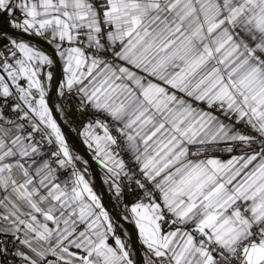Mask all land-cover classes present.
<instances>
[{
  "label": "snow or ice",
  "instance_id": "6c2138e0",
  "mask_svg": "<svg viewBox=\"0 0 264 264\" xmlns=\"http://www.w3.org/2000/svg\"><path fill=\"white\" fill-rule=\"evenodd\" d=\"M0 264H264V0H0Z\"/></svg>",
  "mask_w": 264,
  "mask_h": 264
}]
</instances>
